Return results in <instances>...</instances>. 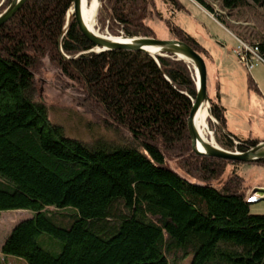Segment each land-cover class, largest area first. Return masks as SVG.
I'll return each instance as SVG.
<instances>
[{
    "label": "trees",
    "instance_id": "trees-1",
    "mask_svg": "<svg viewBox=\"0 0 264 264\" xmlns=\"http://www.w3.org/2000/svg\"><path fill=\"white\" fill-rule=\"evenodd\" d=\"M70 1L27 0L0 26V211L33 212L1 243L0 264L8 256L27 264H178L188 253L189 264H264V214L250 212V186L238 173L239 163L192 151L185 119L196 94L193 68L171 57L154 60L124 50L65 60L57 39ZM100 1V30L156 37L147 24L155 18L211 64L210 53L164 16L157 0ZM160 1L184 9L179 0ZM196 1L215 14L204 0ZM220 5L226 13L264 14V0ZM223 16L215 17L223 23ZM68 27L64 54L93 48L74 19ZM248 44L264 60V39ZM47 66L60 72L110 136L68 137L50 119L37 101L35 77ZM209 101L221 135L217 143L244 151L258 142L228 132L218 86ZM69 211L74 219L67 227L54 223H64ZM43 233L60 241L58 254L41 248Z\"/></svg>",
    "mask_w": 264,
    "mask_h": 264
},
{
    "label": "rangeland",
    "instance_id": "rangeland-1",
    "mask_svg": "<svg viewBox=\"0 0 264 264\" xmlns=\"http://www.w3.org/2000/svg\"><path fill=\"white\" fill-rule=\"evenodd\" d=\"M179 1L184 7L183 11H175L169 5L165 6L160 0H157V6L164 16L172 17L175 21L174 23L184 27L190 34L199 37L204 46L216 51L217 48H214V46L221 42L231 52V49L237 45L235 38L222 25L216 22L218 18L214 17L215 14L207 10L211 14L208 16L199 9L197 6L199 3L196 0ZM204 1L212 7L215 13L217 11L222 12V15H224L223 23L240 38L248 40L249 43L253 40V42H257L260 39H264V14L260 10L239 9L226 13L224 9L220 8V0ZM217 17H220V15ZM147 24L155 31L154 36L156 38L168 39L172 37L160 20L154 18L148 20ZM93 26L101 33H107L105 28L100 30L98 15ZM205 29L213 36H209ZM221 50L223 51L217 50V54L225 56L226 50ZM230 52L226 57L231 60L233 73L224 74L220 72L217 75L212 72L211 64L208 65V95L218 86L221 105L226 109L227 130L231 135L243 140L252 137L253 139H258V141H264V62H258V65L253 67L251 72H248L244 68L245 66L236 57L234 59L232 56L234 54H230ZM35 77L37 101L46 106L50 119L62 125L68 137L92 141L101 136L111 135V132L104 130L95 117L87 111L88 109L86 110L85 107L79 104L76 99V91L74 88L69 87L68 81L60 75L56 68L44 67ZM248 79L253 80L257 87L256 89L249 87ZM207 124L209 128L215 131V123L213 121L208 119ZM206 135L208 136L207 133ZM215 139L216 141L221 139L219 132L215 131ZM233 142L235 144L238 143L234 139ZM229 150L235 151L237 149ZM237 166L239 175L247 181L250 188L256 185H264L263 164L239 163ZM249 209L251 214H264V201L250 203ZM32 216V211L24 209L0 211V245L16 224ZM73 219L72 211H69L64 223L54 219L53 221L58 226L67 227ZM38 242L41 248L52 254H58L61 251L60 241L47 233L39 235ZM191 257L192 254L188 253L178 264H189ZM2 261L1 264H27L25 260L13 256H8V260L2 259Z\"/></svg>",
    "mask_w": 264,
    "mask_h": 264
},
{
    "label": "water",
    "instance_id": "water-1",
    "mask_svg": "<svg viewBox=\"0 0 264 264\" xmlns=\"http://www.w3.org/2000/svg\"><path fill=\"white\" fill-rule=\"evenodd\" d=\"M5 0H2L0 7ZM27 0H11L9 4L0 12V26L7 23L12 16H14L26 3ZM67 10L65 23L62 26V30L59 38L57 39L59 52L62 54L65 60L75 59L77 56L88 52H105L114 50L124 51H136L142 52L154 58L158 57H171L177 60H181L193 68L195 75V89L196 94L191 99V106L188 117L185 119L187 122V132H189L191 140V148L196 156L215 157L222 160L238 163H258L264 160V141H258L254 146L247 148V150H229L223 148L216 143L215 131L208 126L209 134L204 137L198 131L197 124L198 112L203 111L205 106L207 107L208 119L216 122L212 118L210 101L207 90L208 84V70L206 61L203 56L194 50L187 43L176 39L174 37L168 39H158L156 37L142 36V35H112L110 33H101L96 27L93 26L97 12L101 9L102 1L100 0H72ZM91 2H95L93 13V22L91 25L87 23V20L83 14V7L91 6ZM72 19L75 20L77 27L84 38L89 40L93 44V48L87 51L80 52L73 56L64 54L61 50L62 38L68 30ZM228 134L227 131H225ZM229 135V134H228ZM231 137V136H230ZM232 138V137H231ZM233 139V138H232ZM248 202L264 201V186L256 185L247 191Z\"/></svg>",
    "mask_w": 264,
    "mask_h": 264
},
{
    "label": "crops",
    "instance_id": "crops-1",
    "mask_svg": "<svg viewBox=\"0 0 264 264\" xmlns=\"http://www.w3.org/2000/svg\"><path fill=\"white\" fill-rule=\"evenodd\" d=\"M194 2V1H193ZM194 3H196V2H194ZM197 4V3H196ZM197 6L199 7V9H201L204 13H206L208 16L209 15H211L207 10H205L202 6H200L199 4H197ZM212 18H214L213 16H211ZM215 19V18H214ZM215 21H216V19H215ZM217 23H219L220 25H222L227 31H229L228 33H230L234 38H235V41H236V43H238L239 41H245V42H247V43H249V41L248 40H245V39H242V38H240L238 35H236L234 32H232L231 30H229V28L226 26V24L225 23H221L220 21H216ZM186 32H188V34H190L189 33V31L188 30H186L184 27H182ZM205 31H207L206 29H205ZM209 31H207V33H208ZM192 36H194L193 34H191ZM208 35L209 36H213L212 34H210V33H208ZM196 39H197V41L201 44V46H203L209 53H210V57L212 58V62H211V67H212V72H214L215 74H219L220 72L221 73H224V74H228V73H233L234 72V70L232 69V67H233V65L231 64V60L228 58V57H226L227 55H228V53L230 52V51H228L227 50V48H226V45L225 44H223V43H221V42H218L217 43V45H215L214 46V48H217V50H219V51H223V50H221V49H225L226 50V55L225 56H219L218 54H217V50L216 51H213V49H209V47H206V46H204L202 43H201V39H199V37H197V36H194ZM254 41V40H253ZM252 41V42H253ZM251 43V42H250ZM253 43H256V41L255 42H253ZM236 46V45H235ZM221 48V49H220ZM234 48V47H233ZM232 48V49H233ZM232 49H231V52H230V54H233L232 53ZM211 50V51H210ZM233 56V55H232ZM233 58L235 59V57L233 56ZM207 65V64H206ZM207 68H208V65H207ZM207 70V69H206ZM264 186V185H263ZM1 246V245H0Z\"/></svg>",
    "mask_w": 264,
    "mask_h": 264
},
{
    "label": "built area",
    "instance_id": "built-area-1",
    "mask_svg": "<svg viewBox=\"0 0 264 264\" xmlns=\"http://www.w3.org/2000/svg\"><path fill=\"white\" fill-rule=\"evenodd\" d=\"M219 12V13H218ZM222 14L221 11H217L215 16ZM214 16V17H215ZM233 56L245 66L244 68L251 72L253 67L258 65V62H264L263 58L259 56L258 47L256 45L248 44L245 41H239L237 45L232 49Z\"/></svg>",
    "mask_w": 264,
    "mask_h": 264
},
{
    "label": "bare ground",
    "instance_id": "bare-ground-1",
    "mask_svg": "<svg viewBox=\"0 0 264 264\" xmlns=\"http://www.w3.org/2000/svg\"><path fill=\"white\" fill-rule=\"evenodd\" d=\"M94 4L95 2H92L91 6L90 7H83V14L87 20V23L89 25L92 24L93 22V13L95 11V8H94ZM196 80V78H195ZM208 118V112H207V107L205 106L204 110L203 111H200L198 112V115H197V124H198V127H199V132L201 133V135H203L204 137H206V133L209 134V131H208V124H207V119Z\"/></svg>",
    "mask_w": 264,
    "mask_h": 264
}]
</instances>
